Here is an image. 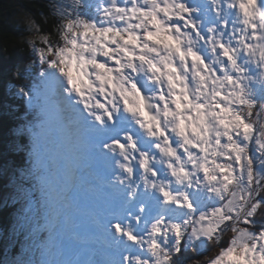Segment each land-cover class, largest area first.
Instances as JSON below:
<instances>
[{"label": "snow or ice", "instance_id": "snow-or-ice-1", "mask_svg": "<svg viewBox=\"0 0 264 264\" xmlns=\"http://www.w3.org/2000/svg\"><path fill=\"white\" fill-rule=\"evenodd\" d=\"M53 12L55 42L31 41L42 91L18 89L35 183L17 197L47 233L29 264H264V0Z\"/></svg>", "mask_w": 264, "mask_h": 264}, {"label": "trees", "instance_id": "trees-1", "mask_svg": "<svg viewBox=\"0 0 264 264\" xmlns=\"http://www.w3.org/2000/svg\"><path fill=\"white\" fill-rule=\"evenodd\" d=\"M53 2L54 0H0V228H4L9 239L12 238L14 255H18L20 251L32 255L28 258V263L32 261L31 257L33 262L43 258L39 242L47 233L34 236L29 230L30 226L17 234L14 228L10 230V226H15L22 218V213L17 215L16 206H13L11 199L5 197L13 182L4 173L13 172V169L23 170L27 162L31 161V137L27 134L20 135L18 129L29 122L32 109L27 104V98L21 96L18 89L35 83L42 91L38 81L42 71L41 64L28 41L32 35L22 15L30 17L39 27V33L48 35L55 42L60 18L53 12ZM30 165L31 162L29 167ZM257 219H260L259 216ZM230 235L226 236V242ZM215 251V248L211 249L208 255H214ZM98 257L96 260L103 258L101 254ZM204 259L206 257L194 259L193 264H200Z\"/></svg>", "mask_w": 264, "mask_h": 264}, {"label": "rangeland", "instance_id": "rangeland-1", "mask_svg": "<svg viewBox=\"0 0 264 264\" xmlns=\"http://www.w3.org/2000/svg\"><path fill=\"white\" fill-rule=\"evenodd\" d=\"M73 3V0H54L53 2V8L56 5H64V6H69ZM69 10H71L69 8ZM22 19L24 20L25 23L28 24L29 26V30L31 33V37L28 38V41L31 44V41L35 40L37 42V45L39 46V42H38V36L41 35L40 33H37L35 31L34 28L31 27V22H33V20L30 17H26L22 15ZM36 59L38 60V57L36 56ZM39 61V60H38ZM41 70H43V66L41 65ZM31 161L27 162V166L24 169L29 167V163ZM8 171H10V169L8 168ZM18 171V172H17ZM21 173H22V169L19 170H15L13 169V172H7L4 173L7 175V177L10 179L11 182H13L12 186H10V189L6 192L5 197L11 199V202H13V206H16V210H17V215H21V209L23 208V201L21 199H19L17 197V185L19 184H23V186L25 188H31L32 185L35 183L34 180H27V181H23L21 179ZM28 228V225H25L23 223L22 218L19 219V221L15 224V226L11 225L10 226V230H15V233L17 234V232H21L20 230ZM4 228H0V264H29L28 263V258L32 255L29 254H25L23 253L24 251H20V253L18 255H14V244H13V240L12 238H8L9 236L7 234L4 233ZM102 245L99 242H92L90 243L86 250H85V258L89 255H91L92 259H96L94 256L96 255L97 252H103L105 251L104 249H100L98 246ZM21 248V246H20ZM40 248V247H39ZM2 251V253H1ZM40 251V250H39ZM35 255V253L33 254V256ZM36 255H39L38 253H36ZM32 261L33 258L31 257Z\"/></svg>", "mask_w": 264, "mask_h": 264}, {"label": "clouds", "instance_id": "clouds-1", "mask_svg": "<svg viewBox=\"0 0 264 264\" xmlns=\"http://www.w3.org/2000/svg\"><path fill=\"white\" fill-rule=\"evenodd\" d=\"M44 71H45V69H44V67H43V70H42V71H40V73H41V72H44ZM17 74H18V73H17Z\"/></svg>", "mask_w": 264, "mask_h": 264}]
</instances>
